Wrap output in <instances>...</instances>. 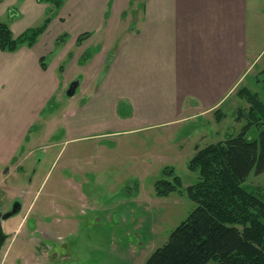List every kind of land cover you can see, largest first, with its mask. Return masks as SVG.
Returning a JSON list of instances; mask_svg holds the SVG:
<instances>
[{"label":"crops","instance_id":"1","mask_svg":"<svg viewBox=\"0 0 264 264\" xmlns=\"http://www.w3.org/2000/svg\"><path fill=\"white\" fill-rule=\"evenodd\" d=\"M130 1L63 0L58 9L52 8L50 22L33 46L0 50V176L5 177L1 185L13 177V167L16 171L29 160L27 143L38 122L51 127L56 116L53 126H63L65 142L112 126L128 131L175 128L183 119L179 114L185 104L207 111L223 103L250 67L248 41L264 39V0H135L139 14L134 30V18L128 21L124 12ZM49 9V3L37 0H2L0 21L18 37L42 25ZM58 48L61 54L48 62ZM63 56H73L72 68L62 65ZM74 74L79 88L88 85L82 97L62 112L57 108L45 115ZM49 133L53 132L44 135ZM102 161L108 166L107 157ZM80 171L81 166L74 168V202L97 205L100 200L94 190L83 193L89 180L82 172L80 178ZM56 184L48 193L51 200L41 206L45 231L62 225L61 220H47L49 209L60 211L59 200H71L60 191L68 181L61 178ZM55 188L58 192L53 194ZM25 190L31 200L27 217L38 192L34 195L31 181ZM95 210L94 220L101 221ZM64 215H71L70 209L64 208Z\"/></svg>","mask_w":264,"mask_h":264},{"label":"rangeland","instance_id":"2","mask_svg":"<svg viewBox=\"0 0 264 264\" xmlns=\"http://www.w3.org/2000/svg\"><path fill=\"white\" fill-rule=\"evenodd\" d=\"M138 11L135 0H131L124 11L129 15L128 21L134 18L132 30L137 28ZM248 47L250 67L244 72L243 82L230 92L223 103L207 111L199 110L195 104H185L179 114L183 119L175 128L157 126L128 131L112 126L65 142L63 126L55 127L56 116L51 119L55 126L46 124L45 127L38 122L32 128L27 143L31 145L29 160L20 164L16 171L13 167V177L7 178L2 185L0 183V212L9 211L13 202H23L21 211L4 223L8 237L0 249V264H145L150 254L167 241L170 233L195 208L186 189L200 180L199 172L189 169L197 150L227 140L247 125L249 105L239 91L247 88L264 103V39L259 37L248 41ZM76 49L73 56L78 51ZM60 50L58 48L47 57V61L60 55ZM64 56L62 65L72 68L73 56ZM76 76L74 74L71 82L79 79ZM69 84L60 90L45 115L57 108L62 112L68 105L76 103L88 86L83 84L73 97H68ZM261 124L262 121L249 128L246 133L248 139L259 138L264 129ZM51 131L53 133L44 135V132ZM52 144L55 146L49 148ZM103 156L107 157L108 166L102 161ZM79 166V177L82 172L89 180L82 186V191L88 194L94 190L93 194L100 200L97 205L74 202L77 180L73 172ZM175 177L180 182L177 191L157 196L155 183L164 180L176 184ZM2 178L5 177L0 176L1 182ZM61 178L68 181V187H61L60 191L71 200L66 203L59 200L60 211L56 207L49 209L50 220H47H61L62 225L51 227L47 223L51 230L45 231L40 224L41 206L51 200L48 193ZM29 181L34 195L38 193L34 208L26 217L27 204L31 203L25 190ZM244 187L264 197V172L260 175L252 172ZM9 188L13 191L10 192ZM57 192L58 189L52 193ZM15 196L21 198L12 201ZM120 202L127 204L121 205ZM54 204H58L57 198ZM64 208L70 209L71 215H64ZM93 209L101 221L94 220ZM65 219L70 222L64 223Z\"/></svg>","mask_w":264,"mask_h":264},{"label":"trees","instance_id":"3","mask_svg":"<svg viewBox=\"0 0 264 264\" xmlns=\"http://www.w3.org/2000/svg\"><path fill=\"white\" fill-rule=\"evenodd\" d=\"M37 1L51 5L42 25L14 37L9 25L0 21L1 51L33 46L46 30L52 8L63 2ZM239 92L249 105L247 125L237 135L197 150L189 169L199 172L200 180L186 189L195 208L145 264H264V197L244 187L252 172H264V129L257 140L246 136L253 125H264V103L247 88ZM174 180L176 184L156 182V195L175 193L180 182Z\"/></svg>","mask_w":264,"mask_h":264},{"label":"water","instance_id":"4","mask_svg":"<svg viewBox=\"0 0 264 264\" xmlns=\"http://www.w3.org/2000/svg\"><path fill=\"white\" fill-rule=\"evenodd\" d=\"M79 87V81H73L69 84V87L66 91V95L68 97H73L76 93L77 88ZM21 200H18L16 202H13L11 209L5 213L0 212V249L2 248L3 244L6 242L8 235L5 233L4 230V223L7 219H9L12 216H15L21 211L22 208V202Z\"/></svg>","mask_w":264,"mask_h":264}]
</instances>
